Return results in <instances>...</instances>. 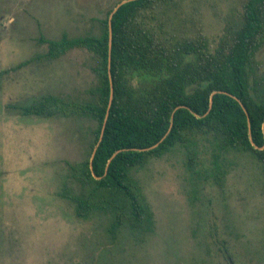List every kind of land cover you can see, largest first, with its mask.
Wrapping results in <instances>:
<instances>
[{"label":"rangeland","instance_id":"1","mask_svg":"<svg viewBox=\"0 0 264 264\" xmlns=\"http://www.w3.org/2000/svg\"><path fill=\"white\" fill-rule=\"evenodd\" d=\"M122 0H0V264H264V170L250 152L229 150L221 183L210 177L213 144L193 134L191 171L178 144L133 171L153 213L150 231L75 214L62 196L67 161L86 159L97 123L84 115H27L45 94L86 101L99 84L95 54L74 47L48 56L46 39L100 35ZM247 0H162L144 16L163 39L203 37L211 49L231 36ZM264 79V44L255 54ZM137 85L138 82L135 81Z\"/></svg>","mask_w":264,"mask_h":264},{"label":"trees","instance_id":"2","mask_svg":"<svg viewBox=\"0 0 264 264\" xmlns=\"http://www.w3.org/2000/svg\"><path fill=\"white\" fill-rule=\"evenodd\" d=\"M161 1L132 0L113 14L111 62L109 16L100 20V35L63 34L44 40L52 58L74 47L92 51L99 84L86 101L45 94L21 107L27 115L78 114L96 121L89 156L67 161L78 189L73 192L65 185L62 196L80 218L105 214L110 222L104 230L113 239L122 229L133 233L153 228V213L134 169L181 144L194 172L200 162L193 134L212 141L210 177L215 182L224 180L222 158L229 150L252 153L264 170V79L258 77L255 65V54L264 44V0H247L237 28L214 49L203 37L159 36L144 16ZM109 72L114 85L110 107ZM231 94L246 106L250 120Z\"/></svg>","mask_w":264,"mask_h":264},{"label":"water","instance_id":"3","mask_svg":"<svg viewBox=\"0 0 264 264\" xmlns=\"http://www.w3.org/2000/svg\"><path fill=\"white\" fill-rule=\"evenodd\" d=\"M129 1H132V0H122V1H120L117 5H116V7L113 9V11L111 12V14H110V16H109V37H110V41H109V44H110V55H109V62H111V46H112V36H113V29H112V17H113V14L124 4V3H126V2H129ZM111 66V64H109V67ZM110 74V82H111V93H110V103H109V107H110V105H111V103H112V100H113V96H114V85H113V80H112V77H111V72H109ZM216 92H224V91H215L214 93H216ZM213 93V94H214ZM234 98H236L240 103H241V105H242V107L245 109V111H246V113H247V117H248V120H250V116H249V112H248V110H247V108H246V106L243 104V102L237 97V96H235V95H233V94H231ZM108 114H109V109H108V111H107V115H106V118H105V121H106V119H107V116H108ZM104 129H105V124H104V126H103V129H102V133H101V135H100V139H99V141H98V143H97V145L94 147V150H93V153H92V158H91V166H92V161H93V158H94V156H95V153H96V151H97V148H98V146H99V143H100V141L102 140V137H103V133H104ZM157 145V144H156ZM156 145H154V146H156ZM153 146V147H154ZM256 148L258 147L257 145L255 146ZM110 162V161H109Z\"/></svg>","mask_w":264,"mask_h":264}]
</instances>
